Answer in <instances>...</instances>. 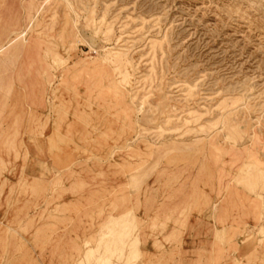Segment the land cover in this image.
Here are the masks:
<instances>
[{"label":"rangeland","instance_id":"rangeland-1","mask_svg":"<svg viewBox=\"0 0 264 264\" xmlns=\"http://www.w3.org/2000/svg\"><path fill=\"white\" fill-rule=\"evenodd\" d=\"M5 45L0 264H143L180 197L264 256V0H0Z\"/></svg>","mask_w":264,"mask_h":264},{"label":"crops","instance_id":"crops-1","mask_svg":"<svg viewBox=\"0 0 264 264\" xmlns=\"http://www.w3.org/2000/svg\"><path fill=\"white\" fill-rule=\"evenodd\" d=\"M10 69H3L0 66V109L2 103L7 104L5 108L14 106V102H3L1 98L3 89H7L3 78L6 80L11 78L14 84L13 87H10L9 93H12V89L14 90L13 92H17L16 82L18 74L15 73L12 76L11 72H9ZM33 147H35L36 151L40 150V146L36 142ZM13 149L17 150L18 148L16 146ZM41 169L44 175L48 173V163L43 164ZM171 176L165 177L164 183L167 184L171 180ZM40 178L44 179L45 177H32V179ZM161 183L160 180L159 184ZM161 187L164 188L160 185ZM165 188H169V186H165ZM182 188H185V186L182 185ZM187 200L180 197L173 203L168 204L170 206L168 210L171 220L160 222L161 225L165 224L162 234H155L154 239L145 241V244L140 248V253L144 254L145 258L143 264H226L227 260L234 264L264 263L263 253L260 250H255L254 244L240 246L239 253H237L230 249V245L224 242L226 235L229 234L228 236H230L231 234L230 231H226V228L229 225L240 228L239 223L242 222V219L236 218V214L227 217L224 205L220 199L211 198V203H209V207L207 208H203L199 202L196 203L194 201L190 203ZM210 206H217V209L212 210ZM184 209L187 213L184 214L185 216H182L181 212ZM173 210L175 212H172ZM16 219L15 214V216L7 221L9 223L16 221ZM236 230L239 231L238 229ZM227 232L229 233L227 234ZM148 237L150 238L149 234ZM158 242L160 244L157 249L156 244ZM239 255H244V259L240 258ZM236 259H240V261Z\"/></svg>","mask_w":264,"mask_h":264},{"label":"bare ground","instance_id":"bare-ground-1","mask_svg":"<svg viewBox=\"0 0 264 264\" xmlns=\"http://www.w3.org/2000/svg\"><path fill=\"white\" fill-rule=\"evenodd\" d=\"M23 34V32H21L20 34H18L17 36H20V35H22ZM18 37H16L15 39H17ZM15 39H10L9 41H8V45L10 44H12L13 42H14V40ZM6 47V45L5 46H2L1 48H0V53L4 50V48Z\"/></svg>","mask_w":264,"mask_h":264}]
</instances>
